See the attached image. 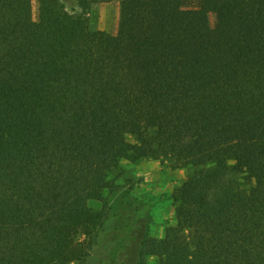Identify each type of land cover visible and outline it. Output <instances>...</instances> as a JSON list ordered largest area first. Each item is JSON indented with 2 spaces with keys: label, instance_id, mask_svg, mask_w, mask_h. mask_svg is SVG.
Returning <instances> with one entry per match:
<instances>
[{
  "label": "trees",
  "instance_id": "16d2710c",
  "mask_svg": "<svg viewBox=\"0 0 264 264\" xmlns=\"http://www.w3.org/2000/svg\"><path fill=\"white\" fill-rule=\"evenodd\" d=\"M118 1L111 33L0 0V264H88L146 157L196 169L139 264H264V0Z\"/></svg>",
  "mask_w": 264,
  "mask_h": 264
},
{
  "label": "rangeland",
  "instance_id": "374dc122",
  "mask_svg": "<svg viewBox=\"0 0 264 264\" xmlns=\"http://www.w3.org/2000/svg\"><path fill=\"white\" fill-rule=\"evenodd\" d=\"M60 1L69 12L87 17L92 28L117 31L118 0ZM38 14L39 2L33 0L35 22ZM127 138L135 141L133 135ZM195 169L174 168L167 161L147 157L137 162L121 160L110 172L111 188L104 193L108 216L97 230L88 264H139L142 242L162 236L176 222L173 193Z\"/></svg>",
  "mask_w": 264,
  "mask_h": 264
}]
</instances>
